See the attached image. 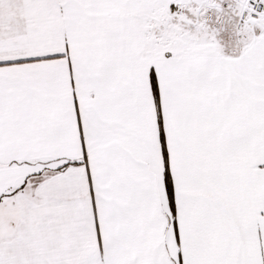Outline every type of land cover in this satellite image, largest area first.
<instances>
[{
  "label": "snow or ice",
  "instance_id": "snow-or-ice-1",
  "mask_svg": "<svg viewBox=\"0 0 264 264\" xmlns=\"http://www.w3.org/2000/svg\"><path fill=\"white\" fill-rule=\"evenodd\" d=\"M0 264H264V0H0Z\"/></svg>",
  "mask_w": 264,
  "mask_h": 264
}]
</instances>
